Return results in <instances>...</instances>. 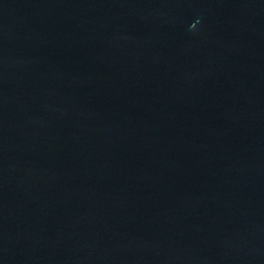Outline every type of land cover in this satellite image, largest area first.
<instances>
[{
	"label": "water",
	"instance_id": "water-1",
	"mask_svg": "<svg viewBox=\"0 0 264 264\" xmlns=\"http://www.w3.org/2000/svg\"><path fill=\"white\" fill-rule=\"evenodd\" d=\"M0 264H264V0H0Z\"/></svg>",
	"mask_w": 264,
	"mask_h": 264
}]
</instances>
